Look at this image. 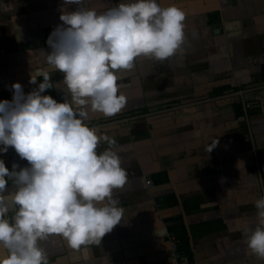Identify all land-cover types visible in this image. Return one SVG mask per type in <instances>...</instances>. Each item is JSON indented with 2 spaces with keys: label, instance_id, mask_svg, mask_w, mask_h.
Returning <instances> with one entry per match:
<instances>
[{
  "label": "crops",
  "instance_id": "0c3cea01",
  "mask_svg": "<svg viewBox=\"0 0 264 264\" xmlns=\"http://www.w3.org/2000/svg\"><path fill=\"white\" fill-rule=\"evenodd\" d=\"M120 2L82 0L79 7L104 11ZM157 3L185 12L181 48L163 62L139 57L118 73L126 103L115 115L89 106V126L116 141L127 172L113 192L122 221L99 245L77 250L57 235L39 241L49 264H173L170 239L185 264H264L244 240L257 224L255 201L264 197V0ZM62 6L78 7L0 0V100H12L14 83L27 94L43 81L29 83L49 67L47 41L63 23ZM50 75L54 88L43 94L70 100L63 74ZM108 147L102 141L97 151ZM0 159L10 170L14 162L28 166L13 148Z\"/></svg>",
  "mask_w": 264,
  "mask_h": 264
},
{
  "label": "clouds",
  "instance_id": "9594fccd",
  "mask_svg": "<svg viewBox=\"0 0 264 264\" xmlns=\"http://www.w3.org/2000/svg\"><path fill=\"white\" fill-rule=\"evenodd\" d=\"M81 3L64 0L78 7L62 6L63 23L47 41L49 67L29 81L37 84L42 76L38 87L25 94L21 83H14L12 100H0V152L13 148L28 162L25 167L14 162L10 170L0 159V264H49L39 241L57 235L78 250L99 245L121 223L124 209L113 192L126 184L127 172L112 148L116 141L89 126V106L92 113L115 115L126 103L118 73L139 57L163 62L184 43L186 14L176 5L122 0L98 11ZM52 71L63 74L70 100L43 94L54 88ZM102 141L109 147L98 152ZM255 208L256 227L244 240L264 260V197Z\"/></svg>",
  "mask_w": 264,
  "mask_h": 264
},
{
  "label": "built area",
  "instance_id": "2783aa9c",
  "mask_svg": "<svg viewBox=\"0 0 264 264\" xmlns=\"http://www.w3.org/2000/svg\"><path fill=\"white\" fill-rule=\"evenodd\" d=\"M245 106H248L249 103L246 102L244 104ZM259 170L261 173H264V166L262 164L259 165ZM148 182H150V180H147ZM169 246H170V255L171 258L173 259V264H185L183 259L181 258V252L180 249L177 245V240L175 239H170L169 240Z\"/></svg>",
  "mask_w": 264,
  "mask_h": 264
}]
</instances>
